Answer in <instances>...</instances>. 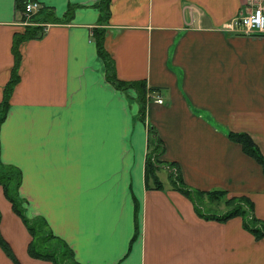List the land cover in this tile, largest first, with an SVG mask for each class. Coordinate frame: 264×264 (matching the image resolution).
<instances>
[{
    "label": "crops",
    "instance_id": "0c3cea01",
    "mask_svg": "<svg viewBox=\"0 0 264 264\" xmlns=\"http://www.w3.org/2000/svg\"><path fill=\"white\" fill-rule=\"evenodd\" d=\"M19 1L0 0V162L18 171L24 215L43 218L77 264H264V235L238 214H206L242 196L264 220L261 166L227 135L245 132L264 157V30L225 26L264 0H36L69 17L30 37ZM94 27L115 79L156 87L144 120L135 90L106 79ZM146 122L174 162L155 169L160 188L144 178ZM171 170L187 189L224 195L203 194L197 210ZM0 236L18 264H55L27 252L1 186ZM0 264H14L1 247Z\"/></svg>",
    "mask_w": 264,
    "mask_h": 264
},
{
    "label": "trees",
    "instance_id": "16d2710c",
    "mask_svg": "<svg viewBox=\"0 0 264 264\" xmlns=\"http://www.w3.org/2000/svg\"><path fill=\"white\" fill-rule=\"evenodd\" d=\"M105 1L106 0L99 1L101 3L100 5H102V8L105 7ZM22 3L23 0H20L19 3H17V6L21 7ZM68 17V11H66L62 17H57L53 15L52 11L49 8L42 6L28 18L29 21L33 22V24L26 25L23 31L19 34V36L30 37L36 34V32L41 31L42 28L40 25H38L40 21H59L65 20ZM92 36L94 38L96 52L101 57L104 65L106 66V76L108 74L106 79L112 86L116 88L125 90L129 87H132L135 90L138 105L137 113L140 119L144 120V100L146 99V97H148L147 93H153L156 87H146L143 80L122 81L119 79H115L113 77V73L110 72L111 59L105 52L102 45V30L94 27L92 29ZM11 79L9 81H11ZM8 89L9 86H5V92L8 91ZM6 95L7 94L4 93L2 99L0 100V121L3 118L7 106L4 100ZM227 135L240 144L242 151H244L246 154L251 156L256 162H258L264 174V157L259 153L252 139L245 132L241 131L228 132ZM162 152L163 143L161 139L156 134L154 127L150 123L146 122V152L144 155V178L146 180L151 178L152 187L154 188L161 187L160 181L156 176L155 169L162 164L166 165L170 169H172L171 166H174L173 161H166L164 159H161L160 156ZM169 178L172 183L174 182V180H176V189L190 197L196 209L198 207L197 200L203 194L213 198L224 195L223 190H212L203 192L202 190L198 189H187L185 186L182 185L181 181L179 180V177L176 175L174 170H171V172H169ZM18 182V171L15 168L0 162V186L3 195L9 201L10 207L13 212H15L21 219L30 236V239L26 246L27 252L35 257L49 259L55 264H77V262L72 256L71 249L63 241L59 240L48 230V227L43 218L39 216L28 218L24 215L22 206L23 200H21L16 191ZM224 202L225 205L228 206L224 212L220 214H206L219 220L225 219L234 214H238L241 216L242 225L246 229H248L254 235L255 238L264 235V220L258 219L252 214L250 202L246 198L242 196L224 198ZM198 214L205 215L202 213V210H199ZM0 247L11 258L14 264H18L16 259L12 255L8 245L2 239L1 236Z\"/></svg>",
    "mask_w": 264,
    "mask_h": 264
},
{
    "label": "built area",
    "instance_id": "2783aa9c",
    "mask_svg": "<svg viewBox=\"0 0 264 264\" xmlns=\"http://www.w3.org/2000/svg\"><path fill=\"white\" fill-rule=\"evenodd\" d=\"M41 6V3L36 0L23 1V20L31 23L28 18ZM225 26L229 29L246 33L262 32L264 30V3H256L248 12L231 17L225 22ZM149 97H152L155 102H161V97L157 93H149Z\"/></svg>",
    "mask_w": 264,
    "mask_h": 264
},
{
    "label": "rangeland",
    "instance_id": "374dc122",
    "mask_svg": "<svg viewBox=\"0 0 264 264\" xmlns=\"http://www.w3.org/2000/svg\"><path fill=\"white\" fill-rule=\"evenodd\" d=\"M160 175H162V174L160 173Z\"/></svg>",
    "mask_w": 264,
    "mask_h": 264
}]
</instances>
